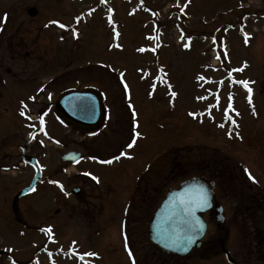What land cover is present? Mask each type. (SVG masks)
<instances>
[{"label":"rangeland","instance_id":"1","mask_svg":"<svg viewBox=\"0 0 264 264\" xmlns=\"http://www.w3.org/2000/svg\"><path fill=\"white\" fill-rule=\"evenodd\" d=\"M99 1L0 0V18L6 17L0 22V264H9V256L15 264H37L36 257L41 264H230L220 240L238 264H264V202L257 221L247 222L236 192L247 169L259 185L248 194L264 195V0H105L109 6ZM33 7L39 11L35 18L28 13ZM108 8L118 36L106 18ZM244 12L248 19L238 28L241 38L230 23L240 22ZM181 35L186 37L178 42ZM141 47L148 50L137 51ZM244 64L239 78L254 82L255 115L248 111L247 90L231 86L227 77L228 70ZM90 87L104 96V127L80 132L60 124L49 110L47 135L41 132L27 152L41 161L47 181L18 197L35 170L22 160L31 130L28 124L21 130L17 109L25 111L26 121L46 112L51 98ZM35 91L31 109L17 106L15 96ZM229 94L243 111L237 119L243 128L231 138L228 122H221ZM69 150L82 152L84 161L63 163ZM106 160L112 163H102ZM213 161L221 170L232 169L231 175L218 174L230 179L216 190L226 225L218 228L205 216L206 242L218 245L183 260L162 254L149 243L152 210L169 187L210 171ZM40 227L56 235L46 237ZM46 238L51 241L45 249ZM86 252L97 255L80 262Z\"/></svg>","mask_w":264,"mask_h":264},{"label":"water","instance_id":"2","mask_svg":"<svg viewBox=\"0 0 264 264\" xmlns=\"http://www.w3.org/2000/svg\"><path fill=\"white\" fill-rule=\"evenodd\" d=\"M29 12L32 16L37 14L35 8L30 9ZM57 109L68 123L84 129L101 126L106 117L105 107L101 97L96 92L90 90L67 93L57 102ZM79 158L80 154L68 152L64 155L63 160L65 162L70 161L76 163ZM30 163L36 166L37 175L32 185L24 190L23 194L31 191L41 176V170L37 161L32 158ZM214 186L213 181L199 176L184 181L179 188L170 189L166 199L156 209L150 223V242L168 254L181 257L190 252L193 247H200V240L207 231V223L200 214L208 211L212 207ZM198 188H202L207 193L210 206L204 209L197 208L194 217H185L183 215L173 216L174 202L178 199V194L185 192L186 189L194 190ZM195 218H199L205 225L202 233L195 226ZM216 219L218 222L224 223L225 218L222 215V208L217 209ZM186 220L191 221V224L186 223ZM189 237L193 239L191 244L187 242ZM224 251L228 260L232 264H236L230 253L226 249Z\"/></svg>","mask_w":264,"mask_h":264},{"label":"snow or ice","instance_id":"3","mask_svg":"<svg viewBox=\"0 0 264 264\" xmlns=\"http://www.w3.org/2000/svg\"><path fill=\"white\" fill-rule=\"evenodd\" d=\"M101 2L103 3L104 0H101ZM3 20H6V17L5 18H0V22H2ZM77 20H79V18H77ZM50 23L57 24L62 29H66V27H67L66 25L60 23L59 21H51ZM46 27H47V25H46ZM73 34L74 35H77L75 29H73ZM183 38L184 37L182 36V39ZM61 39H62V37H61ZM157 39H158V37H157ZM188 39H190V38H188ZM247 40H248V35L245 34V42L246 43H247ZM213 41L215 42V38H213ZM188 46H189L188 44H185V47H188ZM147 50L148 49H145L143 47L137 49V51H139V52H145ZM152 51H155V49H152ZM224 57L227 58V52L226 51L224 53ZM217 58L219 59V56ZM246 66L247 65L245 64L244 67H246ZM243 70L244 69L242 67V68H239V69H234L233 71L240 72V71H243ZM198 79H204V77H198ZM228 79L232 83H234V84H240V85H242L247 90V92H248L247 99H248L249 104L251 105L252 104V88L249 85H250V83H254V82H250L248 80H240V81L233 80L232 73L231 72H229V74H228ZM219 83L222 84L223 82L221 81ZM125 88H127V85H125ZM154 88H155V85H153V89ZM169 88H171L170 85H169ZM150 95H151V93H150ZM170 95L172 97H175L177 95V93L174 92V91H171L170 92ZM30 99H34V98H30ZM198 99H206V97H199ZM228 101H229V103H228L227 109H225V115H226L227 119H229L231 121L232 125L237 126L236 125V121L234 119H232L231 116H228V112L229 111L235 112V114L237 116L239 115V113L236 112V110L232 107V95L231 94H229ZM218 105H219V96L217 95V105L216 106H218ZM255 114H256L255 113V109L253 108V115H255ZM20 115L21 116H25V111L21 110ZM189 115H192L195 118V114L189 113ZM27 118L28 119H31L30 116H28ZM29 126L30 127H35V125H29ZM44 126H45V121H44L43 117L41 116V117H39V128L43 132L44 135H47V132L44 131ZM219 127H224V125L223 124H220ZM135 136L136 137H139L140 136V133L139 132H136L135 133ZM229 136L231 138V133H229ZM40 143H43V141H40ZM134 144H135V140H133L131 143H129L127 145V147L128 148H132L134 146ZM121 155H126V154L125 153H121ZM129 158H131V157H129ZM90 159H94V158L90 157ZM115 159H117V160L120 159V156L115 157ZM102 163L111 164L112 163V160L102 161ZM245 171L248 172L247 169H245ZM84 174L85 175H91L90 173H84ZM248 174H249V178L254 180V178L251 176V173L249 172ZM91 178L93 180L99 182L98 179H97V177L92 176ZM50 183L57 184V185H59V187L61 188L62 191L64 190L63 189V185H60L58 181H50ZM209 206H210V204H209L208 195H207V193L202 188H198V189H194V190H188V189H186L185 192L178 194V199L174 202V207H173L172 215L173 216L183 215L185 217H194V213H195V211H196L197 208L204 209V208L209 207ZM185 222L191 224V221L186 220ZM195 226H196V228L201 233L205 229V225L199 220V218H195ZM45 231H47L48 233H51V229H47ZM187 242L189 244H191L193 242V239L191 237H189ZM125 247H127V243L125 244ZM9 251H11V249H9ZM96 255L97 254L94 253V252H86V253H84L82 255H79V259L81 261H84L85 256H87V257H94ZM129 256H132L131 251H129ZM13 264H14V262H13ZM85 264H88V262L85 261ZM133 264H135L134 261H133Z\"/></svg>","mask_w":264,"mask_h":264},{"label":"trees","instance_id":"4","mask_svg":"<svg viewBox=\"0 0 264 264\" xmlns=\"http://www.w3.org/2000/svg\"><path fill=\"white\" fill-rule=\"evenodd\" d=\"M241 200L242 201H250V203H251V206L249 208V212L246 210L241 211L242 216H244V219L250 218V219L257 220V216L258 217L261 216L260 215L261 214L260 208L261 207L263 208L264 195H262V193H257V195L253 194L252 196H250L249 194H246L245 197L241 196ZM245 217H247V218H245Z\"/></svg>","mask_w":264,"mask_h":264},{"label":"flooded vegetation","instance_id":"5","mask_svg":"<svg viewBox=\"0 0 264 264\" xmlns=\"http://www.w3.org/2000/svg\"><path fill=\"white\" fill-rule=\"evenodd\" d=\"M28 54H29V53H28ZM28 54H27V55H28Z\"/></svg>","mask_w":264,"mask_h":264}]
</instances>
